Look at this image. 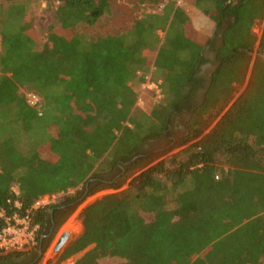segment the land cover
Segmentation results:
<instances>
[{"label":"trees","instance_id":"obj_1","mask_svg":"<svg viewBox=\"0 0 264 264\" xmlns=\"http://www.w3.org/2000/svg\"><path fill=\"white\" fill-rule=\"evenodd\" d=\"M30 1L0 3V208L23 213L41 196H60L34 210L36 249L0 254V264H37L38 247H49L86 197L119 187L136 172L128 192L105 194L81 210L83 230L59 260L92 245L73 264L103 257L124 260L118 264H259L264 64L252 67L243 92L203 131L244 79L240 65L254 45L252 28L264 17V0H191L215 26L203 39L173 1L126 31L90 36L76 28L96 24L112 0H57L49 44L41 50L25 20ZM158 29L165 32L161 41ZM152 46L158 47L152 66L162 101L135 118L131 82ZM205 46L216 62L206 79L198 75ZM259 47L264 52V30ZM21 86L40 96L41 114ZM149 139L163 141V150L194 142L150 165L161 150L142 148ZM142 212L153 218L146 221Z\"/></svg>","mask_w":264,"mask_h":264},{"label":"rangeland","instance_id":"obj_2","mask_svg":"<svg viewBox=\"0 0 264 264\" xmlns=\"http://www.w3.org/2000/svg\"><path fill=\"white\" fill-rule=\"evenodd\" d=\"M12 1L14 0H0V3L5 5ZM168 1H173L176 4L181 3L180 0H112L109 11L106 14H104L103 17L96 24L92 26L80 25L76 28V32L90 36H105L107 34H116L119 32L126 31L131 27H133V25L138 21H141L143 19L147 21L149 19L147 17H149L150 15H156L161 13L162 9L164 8L165 4ZM57 4H58L57 0H31L29 3H27L25 20L27 21V23H29L28 32L31 33L37 39V48L40 50L46 44H49L47 36L49 32V26L54 20V12ZM140 27L144 29L143 25H140ZM263 30H264V17L258 19L255 22L252 28V35L255 40L254 45L250 51L246 52L247 59H245L244 62H242V64L240 65L242 71L244 70L246 71L244 75V79L240 83L234 84L233 93L231 97L223 104L222 109L218 111L217 110L212 111V119L209 122L207 128L203 131V134L208 132L215 125V123L219 120L222 114L228 109V107L236 99V97L243 92V90L247 86L252 67L258 62L264 64V52L259 47L260 38L262 36ZM156 34L161 41L165 32L162 31L161 29H158L156 31ZM157 48L158 47H154V46L150 47V50H148L147 53L148 57H146L145 59L148 60L146 62L147 66L145 65L143 69L139 68V70L136 72V76L132 78L131 83H132L135 99H134V105L131 107L130 110V115H132L135 118L140 117L142 113L148 114L154 108H156L162 101V99L155 94V90L147 83L148 80L150 82H155V83L160 81L159 72H157L156 69H154L152 66ZM203 52L204 55L207 57L205 61H208V65H206L207 66L206 74L209 77L211 71L216 65L214 53L212 50L209 49L208 46H205ZM137 65H136V69H137ZM18 90L20 93L23 94H25V92L27 91L25 86H21ZM174 129L178 130L177 133H179V131L182 132L184 130V127L183 125H180L177 120H174ZM192 142H194V140L182 145L172 146L171 148H167L166 150L164 149L165 150L164 151L162 148L166 146H164L163 141L149 139L144 142L142 148L150 149L155 146H160L159 149L161 150L160 154L157 156V158L154 161L150 163V165H152L160 161H166L170 156L181 153ZM218 166L226 168V166L222 164V162H219ZM136 173H133L129 175L128 178H125L121 182V185L119 187H107L86 197L83 200V202L71 213V215L59 226V228L55 232V235L49 247L44 252H42L41 257L38 259L37 264H54L56 260L54 259V257H58L56 256L58 254L52 253V247L57 242L63 231L69 232V230H71L69 226L77 227L78 224L76 221L77 220L81 221V217H80L81 210L86 205L90 204L91 202H93L94 200L100 198L105 194H111V193L122 194L128 192L129 190L128 182L131 179V177L134 176ZM217 174L220 175L219 172ZM72 191L73 190H70L66 194H69ZM141 215L146 221H150L153 218V215L151 213L142 212ZM74 236L75 234H70V237H72L71 240L74 238ZM49 257H53V259ZM44 258L47 260H42ZM119 262H121V260L115 257H103L100 258V261L99 263L97 262V264H117ZM259 264H264V258L261 259Z\"/></svg>","mask_w":264,"mask_h":264},{"label":"built area","instance_id":"obj_3","mask_svg":"<svg viewBox=\"0 0 264 264\" xmlns=\"http://www.w3.org/2000/svg\"><path fill=\"white\" fill-rule=\"evenodd\" d=\"M154 90L155 94L161 98L160 81L150 82L147 81ZM25 98L28 105L38 110V114H41V98L38 94L31 90L25 92ZM218 178V175H215ZM17 193V191L13 188ZM60 195H44L39 197L31 208L26 209L23 213L15 210L10 215L6 214V211L0 208V218L3 219V225L0 228V254H6L17 251H30L35 250L38 245V233L40 225L34 221V210L50 205L54 203L57 197ZM11 203V200H7ZM15 208H20L21 203L18 199L12 201Z\"/></svg>","mask_w":264,"mask_h":264},{"label":"crops","instance_id":"obj_4","mask_svg":"<svg viewBox=\"0 0 264 264\" xmlns=\"http://www.w3.org/2000/svg\"><path fill=\"white\" fill-rule=\"evenodd\" d=\"M181 3L180 4H176L175 3V7L177 8H181L184 13L187 15V17L190 19L193 28L196 30V32L199 34L200 37L205 38V37H211L214 30H215V26L214 23L208 19L206 16H204V14L201 12L200 9H198L195 4L193 2H191V0H180ZM164 37V36H163ZM12 188H14L17 192H18V187L13 186ZM60 195V194H57ZM77 226H79V231L74 233L73 231L69 230L70 234H75L74 238L71 240H69L67 242V244L60 250V252L58 253V257H54L55 263L54 264H73L77 259H79L88 249H90V246L86 247L84 250L75 253L63 260H59L60 255L63 253L64 249L66 248V246L73 241L75 238H77L82 230H83V225H82V221L77 220ZM75 227V226H74ZM72 238V237H70ZM52 258L53 257H49ZM118 258V257H115ZM121 260V262H123L124 260L121 258H118ZM42 260H47V259H42ZM100 259L97 260V262L99 263ZM119 262V263H121ZM118 264V263H117Z\"/></svg>","mask_w":264,"mask_h":264},{"label":"water","instance_id":"obj_5","mask_svg":"<svg viewBox=\"0 0 264 264\" xmlns=\"http://www.w3.org/2000/svg\"><path fill=\"white\" fill-rule=\"evenodd\" d=\"M52 230V229H51ZM70 233L67 231H63L62 234L60 235L59 239L57 242L54 244L52 247V253L53 254H58L60 250L67 244V242L70 240ZM42 254V249L39 246L37 249V259L41 257Z\"/></svg>","mask_w":264,"mask_h":264},{"label":"flooded vegetation","instance_id":"obj_6","mask_svg":"<svg viewBox=\"0 0 264 264\" xmlns=\"http://www.w3.org/2000/svg\"><path fill=\"white\" fill-rule=\"evenodd\" d=\"M203 55H204V52H203ZM204 58L205 60L207 59V57L204 55ZM208 65V61H205V63H203L201 66H200V69H199V72H198V75L204 79L208 78L207 74H206V68Z\"/></svg>","mask_w":264,"mask_h":264},{"label":"bare ground","instance_id":"obj_7","mask_svg":"<svg viewBox=\"0 0 264 264\" xmlns=\"http://www.w3.org/2000/svg\"><path fill=\"white\" fill-rule=\"evenodd\" d=\"M69 228L71 229V231H73L74 233H76V232H78V229L77 228H75L74 226H69Z\"/></svg>","mask_w":264,"mask_h":264}]
</instances>
